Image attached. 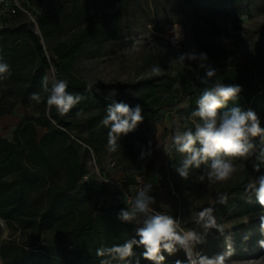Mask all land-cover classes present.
Masks as SVG:
<instances>
[{"label":"rangeland","instance_id":"rangeland-1","mask_svg":"<svg viewBox=\"0 0 264 264\" xmlns=\"http://www.w3.org/2000/svg\"><path fill=\"white\" fill-rule=\"evenodd\" d=\"M18 3L21 10L16 9L14 13L0 9V29L20 26L28 38L31 34L42 37L37 18L43 15L53 47L69 40L90 22H97L93 36L82 45L71 73L90 84L103 99L111 100V94L116 92L115 100L126 103L134 100L147 82L159 83L175 77L182 71L184 63L176 58L186 53L197 54L201 47L217 48L225 53L228 62L236 64H252L260 57L264 58V0H52L42 4L37 0H18ZM174 25L179 26L176 30L180 36L177 38L171 34ZM40 42L44 45L43 38H40ZM43 52L50 60L51 54L46 48ZM30 57L22 52L15 55L13 68L19 76L35 72L38 58L31 57L30 61ZM153 67H159V74L153 73ZM46 75L56 76L53 64ZM258 80L264 86V68ZM1 85L0 90L5 92L8 85ZM257 110L264 122V105L258 104ZM99 113V110H92L80 116L74 114L69 116V120L78 122L83 128L85 117ZM25 116L38 118L33 111L19 106L7 118L0 119V137L12 140L17 123ZM143 116L142 132L148 143L155 144L151 155L143 160L140 159L142 148L136 140L139 135L132 133L121 137L118 141L121 146L115 152L108 150V136L103 133L108 128L102 126L103 118L92 132L82 129V137L91 138L96 150L80 142L75 131L68 132L77 142L79 154L84 157L88 176L86 181L78 183L77 199L86 200L84 207L89 210H95L102 203L108 206L123 201L124 193L121 194L117 188L107 186L100 191L93 186V183L99 184L96 178L102 172L120 182L130 198L136 195L138 189L151 184L149 194L156 199V203L151 205L153 211L179 218L185 230L197 227L191 219L195 212L205 207L215 209L214 215L218 223L224 225L225 235L210 229L207 242L197 246L202 254L212 256L225 252L226 237H230L234 252L229 264H264V259H261L264 248L258 243L264 240V233L260 229L261 213L231 219L217 202L218 193L226 194L227 200H249L254 197V194L245 193L247 184L257 176L253 172L247 173L251 158L235 159V165L241 170L226 181L209 183L207 177L201 181L200 176L205 171L203 165L199 169H190L188 178L181 179L174 167L180 166L184 154L171 147V143L175 131H184L189 127L194 130L195 123L199 122L188 112V101L159 111L153 119ZM45 132L38 129V137ZM165 148L170 150L165 153ZM112 162L117 164V169H109ZM141 170L147 171L148 176L146 181L141 179L138 183L133 177ZM6 180L10 184L11 179ZM44 200H39L37 196L23 199L26 205L34 204L35 207L45 203ZM131 225L135 232L139 225L135 222ZM0 231V249L6 241L13 242L12 259L23 258L21 250L25 246H33L29 250L38 251L39 254H43L45 249L58 252L65 248L73 250L70 246L73 239L69 235L63 237L54 228H44L38 237V232L32 227H13L0 220ZM198 231L203 232V229ZM245 237L248 239L245 240ZM164 255L165 264L186 259L182 250L172 256ZM143 261L151 264L144 258ZM3 263L0 255V264Z\"/></svg>","mask_w":264,"mask_h":264},{"label":"trees","instance_id":"trees-1","mask_svg":"<svg viewBox=\"0 0 264 264\" xmlns=\"http://www.w3.org/2000/svg\"><path fill=\"white\" fill-rule=\"evenodd\" d=\"M51 1L37 0L39 4ZM42 16L37 18L42 37L31 34L28 38L20 26L13 28L4 26L0 29V56L3 57L4 62L8 61L11 70V76L0 81L5 86L11 82L5 92L0 90V117L12 114L19 106L38 115L36 119L30 116L23 117L13 131L12 140L0 137V220L13 227H32L38 232V237L44 228H54L60 231L63 237L69 235L73 239L74 242L70 243L73 250L65 248L58 252L45 249L43 254H39L38 251L29 250L33 246H25L21 250L24 257L12 259L10 255H12L13 242L9 240L3 243L0 255L3 264H100L104 257L96 255L98 248L121 244L132 238L135 232L131 223L126 224L116 218L120 209L128 206L124 202V197H122L123 201L108 206L102 203L95 210L84 207L86 200L77 199L78 183L86 175V168L84 157L77 150V142L68 132L75 131L76 138L80 142H85L96 150L97 147L91 138L82 137V129L92 132L98 128L111 103V100L101 98L90 84L71 73L82 45L93 36L97 22H90L69 40L59 42L53 47L50 44V31L46 29ZM40 38H43L44 45L41 44ZM45 48L51 54L50 60L44 55ZM20 52L38 58L35 72L19 76L13 68V63L15 55ZM200 53H205L208 57L207 63L219 69L213 81L219 79L225 84H235L242 88L238 99L229 101L221 112L240 107L244 110L252 109L259 116L257 106L260 103L264 105V86L259 82L258 75L264 68V58L260 57L252 64H236L228 62L225 53L217 48L201 47L197 55ZM52 64L56 78L68 81L67 91L83 97L78 105L63 116L58 114L55 108L51 112L47 110V94L43 93L41 88L42 78ZM197 73L204 75V71L198 68V62L185 60L182 71L175 77L164 79L159 83L147 82L138 96L127 104L131 107L139 104L142 115L153 119L159 111H166L174 104L187 100L188 112L192 113L197 108L196 101L204 88L211 86V82L209 85L202 84L197 79ZM176 85L178 88H175ZM32 93H41L45 96V100L40 103L31 100ZM92 110H99L101 113L85 117L83 128L78 122L69 120L71 115L78 112L88 113ZM260 120L261 126H264L263 120L261 118ZM38 129H44L46 132L38 137ZM103 133H108V129ZM131 133L134 136L139 135L136 140L143 151H152L155 144H151V149L148 148L149 143L142 132L141 123ZM253 142L258 150L264 147L259 138H255ZM88 149L90 150L89 147ZM93 158L94 156L92 160ZM255 163L257 161L253 156L247 173L253 172L255 176L264 174V165L261 166L260 172H256L253 168ZM117 168L116 164L114 169ZM138 175L142 176V181L147 180V171L141 170ZM7 178L11 179L10 184ZM100 185L101 183H93V186L100 191L108 186ZM31 196H37L39 200L44 198L45 203L37 207L34 204L26 205L23 199ZM221 208L231 219L261 212V206L256 201L255 195L249 200H227ZM134 251L132 264H136L137 260L139 264H146L142 255L144 249L136 247Z\"/></svg>","mask_w":264,"mask_h":264},{"label":"clouds","instance_id":"clouds-1","mask_svg":"<svg viewBox=\"0 0 264 264\" xmlns=\"http://www.w3.org/2000/svg\"><path fill=\"white\" fill-rule=\"evenodd\" d=\"M178 27L174 25V30ZM176 59L181 63L185 60L197 61L198 68L204 71L203 76L196 74L197 79L204 85L211 82V86L205 87L202 91L196 101L197 108L191 113L192 117L199 120L195 123L194 130L191 127L184 131L177 130L172 136L171 147L184 154L180 166L174 167L176 173L181 179H187L190 169H199L203 165L205 171L200 176L201 181L205 177L209 183L226 181L241 170L235 165V159L248 160L253 156L257 161L253 168L260 172L261 166L264 165V147L258 150L253 142L255 138H259L260 143L264 145V126H261L259 116L252 109L244 110L240 107L221 112L229 101L238 99L242 91L241 86L225 84L219 79L213 81L219 69L207 63L208 57L205 53L181 54ZM152 71L159 74L160 69L153 67ZM10 76V65L0 56V80ZM41 88L42 92L47 94V110L51 112L55 108L61 116L68 114L83 99L80 94L67 91L68 81L57 79L55 75H45ZM111 95V103L101 124L108 128V150L115 152L121 146L118 143L121 137L133 132L143 122L144 116L139 104L131 107L125 102H117L114 99L116 92ZM30 99L40 103L45 100V96L41 93H32ZM81 114L78 112L77 116ZM148 148L151 149V142ZM169 150L170 148L164 149L165 153ZM150 155V150H142L140 159L143 160ZM151 190V184L138 189L136 195L129 201L130 207L122 208L117 213L116 218L120 222H135L139 226L135 228V235L125 242L98 248L96 255L104 257L100 264H132L136 247L144 249L143 258L151 264H165L164 253L172 256L181 250L186 259L176 260L175 264H229L234 252L230 237H226L227 250L223 253L208 256L197 250L198 245L207 242L206 236L210 229H216L221 235H225L224 225L218 223L213 207H205L195 212L191 219L197 227L185 230L181 227L179 218L153 211L151 205L156 203V199L149 194ZM245 193L254 194L261 206L259 220L261 232L264 233V174L254 177L247 184ZM124 197L127 198L126 193ZM227 199L226 194L218 193V203L224 205ZM198 229H203V232ZM247 239L248 237H245V240ZM258 243L264 248V240ZM136 264H139V260Z\"/></svg>","mask_w":264,"mask_h":264},{"label":"built area","instance_id":"built-area-1","mask_svg":"<svg viewBox=\"0 0 264 264\" xmlns=\"http://www.w3.org/2000/svg\"><path fill=\"white\" fill-rule=\"evenodd\" d=\"M0 9L5 10L7 12L12 11L14 13L16 11V9L17 10H21V6L18 3V0H0ZM93 162H95V159L94 158H93ZM115 167H116V163L115 162H112L109 165V169H114ZM87 179H88V176L87 175L83 176L82 182L86 181ZM96 179H97V181L99 183H101V185L102 184L108 185L110 187H114V188H117L118 190H120L121 194L122 193H125V191L123 190V187L121 186L120 182L115 181L113 178H109L107 176V174H105V172H102V174H98V176H97ZM134 179L138 183H140L141 182V179H142V176L137 174V176H134ZM123 199H124V202L126 203V205H128L127 207H130L129 201L132 198H130V197L127 196V198L124 197Z\"/></svg>","mask_w":264,"mask_h":264},{"label":"bare ground","instance_id":"bare-ground-1","mask_svg":"<svg viewBox=\"0 0 264 264\" xmlns=\"http://www.w3.org/2000/svg\"><path fill=\"white\" fill-rule=\"evenodd\" d=\"M171 34H172V36H174V38H177V37L180 36L179 31L178 30H174V29L171 30Z\"/></svg>","mask_w":264,"mask_h":264},{"label":"crops","instance_id":"crops-1","mask_svg":"<svg viewBox=\"0 0 264 264\" xmlns=\"http://www.w3.org/2000/svg\"><path fill=\"white\" fill-rule=\"evenodd\" d=\"M11 115V114H10ZM7 116H9V115H6V116H4V117H0V119H5V118H7Z\"/></svg>","mask_w":264,"mask_h":264}]
</instances>
